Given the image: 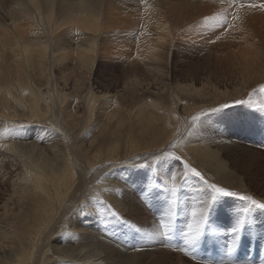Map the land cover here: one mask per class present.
<instances>
[{
  "label": "rangeland",
  "instance_id": "374dc122",
  "mask_svg": "<svg viewBox=\"0 0 264 264\" xmlns=\"http://www.w3.org/2000/svg\"><path fill=\"white\" fill-rule=\"evenodd\" d=\"M64 1L69 10L73 7L68 15L57 11L68 4ZM83 1H53L57 10L52 8V19L60 24L53 32L40 25V12L33 10L38 24L26 22L18 11L22 3L33 8L32 2L2 0L5 21H11L9 11H15L19 31L30 41L34 34L43 35L48 44L42 60L31 56L28 70L32 83L41 80L42 103L49 104L50 97L53 103L47 118L31 117L27 106H17L7 116L1 113L6 92H0V235L17 227L22 236L31 223H25L27 211L36 203L33 196L20 194L23 176L33 167L20 144L8 147L14 140L27 151L30 144L37 147L39 158L53 161L52 169L57 162L53 152L63 157L60 165L69 163L75 182H67L68 202L78 196L85 180L98 179L112 155L119 156L114 159L117 170L110 174L106 168L102 176L108 174L119 183V194L138 206L134 212H121L104 196L86 197L93 210L108 216L103 235L110 243L123 238L115 264H264V209L240 199L247 195L264 203V64L255 57L264 58V8L235 7L262 5L264 0H92L100 11V27L95 56L86 66L80 63L77 46L86 47L91 34L62 21L70 14L77 18ZM234 14L239 19H233ZM158 22L166 24L169 34L162 42ZM10 33V42L3 38L6 49L0 55L11 53L15 59L16 37ZM21 63L1 65L8 85L13 86L14 72L24 69ZM179 87L196 90L184 95ZM7 91L16 96L12 88ZM225 104L229 107H222ZM192 129L220 161L202 163ZM165 150L180 159L156 161ZM30 158L36 159L31 153ZM185 163L201 172L208 184L240 196L213 200L208 184L188 174ZM61 170L58 166L55 173ZM173 183L178 188L175 197ZM202 219L199 234L194 229L184 235L188 223Z\"/></svg>",
  "mask_w": 264,
  "mask_h": 264
},
{
  "label": "bare ground",
  "instance_id": "6f19581e",
  "mask_svg": "<svg viewBox=\"0 0 264 264\" xmlns=\"http://www.w3.org/2000/svg\"><path fill=\"white\" fill-rule=\"evenodd\" d=\"M28 1L29 3H33V8L27 7V5L22 3L20 9H18V11L21 10L26 17V22L34 23L31 22V19H33L36 20L37 23L40 21V25H44V27L48 25V27L50 28L49 30L53 32L54 30L59 29L60 24L56 22L54 23V19H52L53 11L57 10L53 8L54 0ZM150 1L152 0H143V4H146L147 2L149 4ZM58 3H61V1ZM66 3L68 4H66L61 10H57L58 13H60L59 11H61L63 15H68L66 12L69 10L68 8L70 6H68L69 2ZM61 4H63V1ZM61 4L59 5L61 6ZM2 5L3 2L2 0H0V51H4L6 49V45H4L3 43V38H7L10 42V39L12 37L10 31L12 30L13 33H15L16 37L12 45L14 46L13 48L17 50H14L15 52H17V54L15 53V59L14 54L11 55V53H3L0 55V92H6L5 96L3 97V106L1 107V113L9 116L8 112L15 110L17 106H27L31 110V117L38 116L41 118H47V116L52 111L50 105L53 103V99L52 97H50L51 101L49 104L42 103L43 91L41 89V80H37V82L33 81V83L31 82V78L33 77L30 76L28 66L30 65L31 56H35L41 60L44 58V53H47L48 50V44L46 43L43 35L40 36L38 34H34L33 37L31 34H29L30 37H33L30 41L25 32H20L19 26L14 23L17 18L15 11H9V15L12 17L11 21H5L1 17V15L4 16V14L6 13ZM74 5L76 6L77 4ZM94 5V1L92 2V0H84L83 5H78V10L79 8L80 10L79 12H77V18H72L73 16L71 17L72 14H70V17L65 16V20H62L65 22L68 20V22L70 21L74 24H78V26L81 27L84 31L91 34V36H89L90 38L85 41L86 47H84L83 45L77 46V56H79V59L81 60L80 63L83 66H86L88 62L93 60L92 54L95 52V40L100 27L99 18L97 17V15L99 16L100 14L98 12L100 11H98L96 6L94 9ZM193 7L196 8V6ZM72 8L73 7L71 6V9ZM151 8H153V6H151ZM45 9L46 11H44ZM71 9L69 11H71ZM143 9V11H145L146 6H144ZM33 10L35 12H40V15H38L39 17L37 16L39 18V21L37 17L35 18V12H33ZM110 12L111 11L109 10V13ZM18 16H20L19 13ZM59 16L60 14L58 15V18ZM152 24L155 25V23ZM164 26H166V24H164ZM163 27L162 23L159 22L155 25V28L163 33H161L158 38L159 42L164 41L167 35H169L167 33V27ZM29 33L31 32L29 31ZM33 50H35V54H31ZM258 55H256L255 57H257V59H260L262 64H264V58H262L261 55ZM16 57L18 60H16ZM13 61H21L24 64V69L22 68V71L16 69L17 71L14 72L13 86H11L8 85L3 79V67L1 65H9L10 63L12 64ZM7 68L10 69V67ZM9 88H12L15 91V97L13 95H10V93L7 91V89ZM178 90H180V93L184 95H191V92H194L196 89L195 87H179ZM176 97L178 98V95ZM57 102L59 104V112H63V103L61 102V100H58ZM6 105H8L10 109H8V106ZM191 133L193 134L194 139L197 141V144L195 146L196 154L198 155L200 160L205 159L202 163H208L214 158H216L217 161H220L218 159L217 153L214 150H211L210 146L203 140V137L201 135L196 133L195 129H192ZM16 144H20L18 145L21 146L20 149H23L24 153L29 156L28 166L33 167L31 169L32 171L30 170V172L23 176V183L20 187V194L25 196H33V200L36 203L34 208L27 211V218L25 223H31L29 224V226H26L28 228L22 236L21 229L17 227H12V229L3 232V234L0 235V264H115V255H119V253L117 252L119 250L118 242L122 241L123 238H115L116 245L110 243V240L107 239L105 235H103V233L105 232L103 230L105 228L106 222L105 217L108 216H103L101 213H99V211L93 210L92 201L86 197L104 196L106 200H111L114 206L116 208H119L121 212H134V210L138 206L136 204H132L131 200H129L126 196L119 194V183L109 177L110 175L108 176V174H106V177L102 176L106 168H109L111 170H109L110 174L117 170L116 166H118L119 164L116 163V161L119 160V156L112 155V160H110L109 163L106 164L103 169V173L99 175L98 179L85 180L84 186L80 185L79 187L78 196L74 200L68 202L66 200V197L69 194L71 187L67 184V182H69V178L72 185L75 182V174L74 172H72L69 163L65 160L63 161L64 164L60 165V161L63 159V157L58 155L56 152H53V154L57 157V162L55 164V169H52L53 164L50 163H52L53 161L50 162L47 158H39L42 156V152L38 151L37 147L33 148L30 144L27 151L25 147H22L25 145H21L19 141L14 140L9 143L8 147H13ZM80 144H84V142L80 141ZM30 153L34 157H36V159H31ZM58 166L60 169H62L59 175L55 173ZM53 174L56 175L52 176ZM84 197L85 201H82ZM23 240H26L28 242V246L24 245ZM106 254L107 258H104Z\"/></svg>",
  "mask_w": 264,
  "mask_h": 264
},
{
  "label": "snow or ice",
  "instance_id": "6c2138e0",
  "mask_svg": "<svg viewBox=\"0 0 264 264\" xmlns=\"http://www.w3.org/2000/svg\"><path fill=\"white\" fill-rule=\"evenodd\" d=\"M246 6L247 7L264 8V4H262V5H253V4L245 5L244 3H239V4L235 5L237 10L242 9V8H244ZM233 19H239V16L234 14L233 15ZM226 26H228V25H226ZM218 38L219 37H217V39ZM212 42H215V41H212ZM236 103H242V101H236ZM222 107L227 108V107H229V105L225 104ZM197 119H199V115L193 117V120H197ZM173 147H174V145H173ZM167 158H173V159H175L177 161L180 159V157L176 156L174 152H168L166 150L163 152V156H160V155L155 156V160L156 161H160L162 159H167ZM137 166L138 167H146L147 165L146 164H140V165H137ZM184 168L187 170L188 174H190L193 177H197L201 181H204L205 184H208V182L205 179V177L195 167H190L187 163H185L184 164ZM172 180L173 181L176 180V177L174 175L172 176ZM208 187L212 190V192L214 194L213 197H212L213 200L216 199V196H220V197H237V196H240L239 193H237L235 191H230L227 188L218 186L215 183L208 184ZM177 191H178L177 185L175 183H173L172 187H171V194H172L173 197L176 196ZM240 199L245 200V201H250L252 205H255L259 209H264V203L253 199L251 196H247V195L240 196ZM174 202L175 201H173V203ZM113 215H115V213H113ZM192 216H193V218H195L196 217V212H193ZM205 219H206V217H205ZM205 219H202V220L196 222L195 224L194 223H188L187 226H186L187 227V232H185L184 235L185 236H190V234L193 232L194 229H195L196 233L199 234L200 230L202 229V227H203V225L205 223ZM241 223H242V221H241ZM164 227L167 228L168 226L165 225ZM233 231L234 232L238 231V227L234 228ZM165 238L166 239L168 238V233L167 232L165 233ZM178 250L185 251V249H183V248H180Z\"/></svg>",
  "mask_w": 264,
  "mask_h": 264
}]
</instances>
